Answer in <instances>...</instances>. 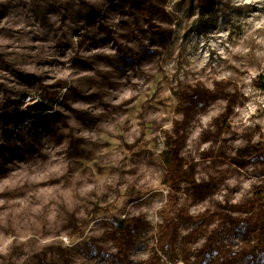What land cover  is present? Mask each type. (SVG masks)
Returning a JSON list of instances; mask_svg holds the SVG:
<instances>
[{
	"label": "rangeland",
	"instance_id": "1",
	"mask_svg": "<svg viewBox=\"0 0 264 264\" xmlns=\"http://www.w3.org/2000/svg\"><path fill=\"white\" fill-rule=\"evenodd\" d=\"M263 84L264 0H0V264H264Z\"/></svg>",
	"mask_w": 264,
	"mask_h": 264
},
{
	"label": "trees",
	"instance_id": "2",
	"mask_svg": "<svg viewBox=\"0 0 264 264\" xmlns=\"http://www.w3.org/2000/svg\"><path fill=\"white\" fill-rule=\"evenodd\" d=\"M261 88H262V91L264 92V84L261 85ZM50 108H51L50 105H48L47 103H43V102H41V103L38 104L34 109H35V111L39 114V113H45V112L51 110ZM192 122H193V123H192ZM195 122H196V119H195V118H191L190 120H188L187 125L189 126V128H190V127H193L194 125H196ZM200 126H201V125H200ZM38 138H39V137H38ZM38 142H40V145H41V144L43 145V141H41L40 139H39ZM198 145H199V143L197 142V144H196V149H195V153H197V154H199L198 151H197ZM213 145H214V144H212L211 147H208V148H207L206 153L210 154L211 152H214V151H215L217 154H220V152L222 153L223 151L226 150V149H224L223 146H220L221 148H217V149H215ZM195 156H198V157H199L198 160H199V162H200V164H201L200 166H203V165H204V164H203L204 160H202V158H201L202 156H200V155H195ZM190 157H191V156H190ZM199 171H200V170H199ZM222 171H225V170H222ZM226 171H227V170H226ZM256 172H257V170L255 169V171H254V175H255ZM187 197H190V198L192 199V196H191L190 194H188ZM135 222H136V223H139V224H142L143 226H145V231H144L143 234H145L146 232H148V231L151 229V224H150L149 221L145 218V216L142 215V214H139L137 217H135ZM143 234H141V235H137V242L135 243V247H136V248L140 245V243H141V237H142ZM104 235H105V234H104ZM106 237L109 239L108 236H106ZM113 244H115V243H113ZM197 250H198V249L195 250V253H196ZM206 260H207V259H205V261H203V262H204V263L207 262ZM196 262H197V261H196Z\"/></svg>",
	"mask_w": 264,
	"mask_h": 264
},
{
	"label": "built area",
	"instance_id": "3",
	"mask_svg": "<svg viewBox=\"0 0 264 264\" xmlns=\"http://www.w3.org/2000/svg\"><path fill=\"white\" fill-rule=\"evenodd\" d=\"M42 102V101H41Z\"/></svg>",
	"mask_w": 264,
	"mask_h": 264
}]
</instances>
